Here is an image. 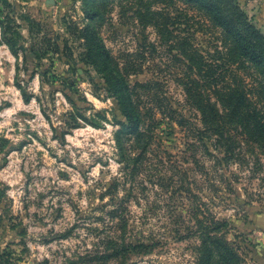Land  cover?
<instances>
[{
  "label": "rangeland",
  "instance_id": "1",
  "mask_svg": "<svg viewBox=\"0 0 264 264\" xmlns=\"http://www.w3.org/2000/svg\"><path fill=\"white\" fill-rule=\"evenodd\" d=\"M96 1L0 0L3 264H198V224L210 221L222 226L219 235L242 264H264L262 152L241 140L237 160L218 161L213 140L197 141L200 118L179 84L192 76L180 42L213 64L223 48L220 29L178 0H98L101 17L91 19ZM237 1L264 35V0ZM156 20L162 32L152 26ZM1 23L9 26L10 45ZM87 25L131 87L156 82V93L177 112L146 117L154 152L130 194L129 183L117 187L125 176L114 139L125 119L118 93L86 56ZM40 38L59 48L35 54ZM142 100L147 114L152 104ZM79 116L86 121L74 127ZM119 207L127 226L117 232L106 213ZM113 237L152 249L98 257Z\"/></svg>",
  "mask_w": 264,
  "mask_h": 264
},
{
  "label": "trees",
  "instance_id": "2",
  "mask_svg": "<svg viewBox=\"0 0 264 264\" xmlns=\"http://www.w3.org/2000/svg\"><path fill=\"white\" fill-rule=\"evenodd\" d=\"M178 1L203 13L220 29L223 40L222 50L214 51L212 58L216 63L213 64L205 62L186 40L180 42L185 68L192 76L186 77V81L182 80L179 84L190 106L200 118L201 129H194L197 141H205L203 145H206L208 140H213L223 156L216 158L218 161L237 160L241 140L257 147L264 157V35L249 22L237 0ZM97 2L98 0L91 4L94 12L88 13L91 19L100 16ZM157 17L163 16L155 13L154 18ZM153 23L152 26L157 31L162 32L161 29L165 28L164 23L157 20ZM6 25L1 23V33L10 45L11 40L7 38L9 26ZM84 41L86 56L104 73L109 91L116 92L119 96L118 103L125 123L120 122L122 129L115 133L114 141L120 164L123 165L125 182L118 183L117 187H124L129 183L127 191L130 194L145 166L151 162L150 155L154 152L152 146L155 134L151 129L144 128L146 117L155 121L156 111L161 117L172 119L177 112L162 94L156 93V82L137 83L131 87L126 82L124 73L117 71V64L111 60L99 36L88 25L85 27ZM36 45L33 52L39 56L59 48L47 38H40ZM126 69L125 67V71ZM143 97L152 104V108L149 111L147 109V114L140 108ZM78 119L86 121L82 116L72 119L74 127L78 126ZM124 213L125 209L121 207L106 213L117 232L118 229H126ZM198 227L201 238L198 264H242L236 251L219 235L218 231L222 226L217 221L208 222V226L200 223ZM151 249L148 244H133L126 242L123 237H113L112 241H105V251L98 257L108 260L129 253L136 255L139 251L146 255ZM0 264H3L1 256Z\"/></svg>",
  "mask_w": 264,
  "mask_h": 264
}]
</instances>
